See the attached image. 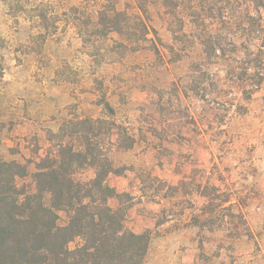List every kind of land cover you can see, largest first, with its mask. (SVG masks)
Listing matches in <instances>:
<instances>
[{
  "label": "rangeland",
  "instance_id": "rangeland-1",
  "mask_svg": "<svg viewBox=\"0 0 264 264\" xmlns=\"http://www.w3.org/2000/svg\"><path fill=\"white\" fill-rule=\"evenodd\" d=\"M98 1L0 0V158L39 162L57 134L81 150L88 128L66 124L98 119L94 155L134 175L124 192L120 175H109L108 184L129 195L110 206L128 208L130 228L133 206L160 205L152 217L165 226L151 230L144 264H264V88L243 100L229 62L206 60L196 36L176 38L180 24L158 0L117 4L127 13L147 9L158 53L151 42L133 52L128 36L100 37ZM224 1L210 0L244 5ZM34 172L35 163L19 183L33 189ZM94 176L91 166L74 175ZM210 200L216 207L205 220ZM227 201L236 202L232 212Z\"/></svg>",
  "mask_w": 264,
  "mask_h": 264
},
{
  "label": "trees",
  "instance_id": "trees-1",
  "mask_svg": "<svg viewBox=\"0 0 264 264\" xmlns=\"http://www.w3.org/2000/svg\"><path fill=\"white\" fill-rule=\"evenodd\" d=\"M158 1L166 15L180 24L182 36L172 30L176 38L196 36L206 60L229 62L227 75L239 82L243 100L249 101L264 88V0H241V11L210 0ZM117 4L118 0L98 1L95 34L102 38L111 34L128 36V48L133 52L146 49V43L151 42V50L158 53L154 39L148 37L151 30L143 17L147 9L138 7L136 13H127ZM188 25L190 29L186 30ZM223 30L231 34L226 36ZM105 104L113 114L112 106ZM98 122L86 118L66 124L75 130L80 125L88 128L81 150L65 144V135L57 134L60 140L55 150L39 162L0 158V264L145 263L152 231L135 233L126 225L128 208L114 210L109 204L111 198L129 195L118 193L107 182L111 173L123 175L125 171L114 170L108 159L94 155L91 131ZM33 163L32 189L19 182L28 177ZM86 166L95 169V176L88 181L76 180L75 173ZM168 189L177 192L179 186ZM213 202H208L210 213H206L205 220L213 216ZM227 202L225 209L232 212L236 202ZM237 214L244 220L241 212ZM201 222L193 218V223Z\"/></svg>",
  "mask_w": 264,
  "mask_h": 264
},
{
  "label": "crops",
  "instance_id": "crops-1",
  "mask_svg": "<svg viewBox=\"0 0 264 264\" xmlns=\"http://www.w3.org/2000/svg\"><path fill=\"white\" fill-rule=\"evenodd\" d=\"M130 174L129 172H126L125 174L119 176L120 179H123L122 182L124 183V186H126L122 187L121 192L129 191V184L134 180V175ZM159 207L160 205L158 204H146L145 202L141 201L139 204L133 206V208L128 211V222L130 229L139 234L147 230H154L156 228L165 226V224L158 226L156 222L157 218H153L159 213Z\"/></svg>",
  "mask_w": 264,
  "mask_h": 264
}]
</instances>
